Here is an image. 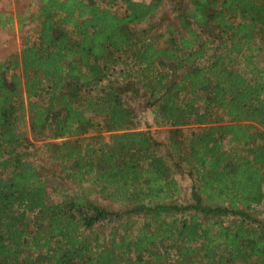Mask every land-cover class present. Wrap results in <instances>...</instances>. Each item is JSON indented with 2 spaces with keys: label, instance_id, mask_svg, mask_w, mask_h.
<instances>
[{
  "label": "trees",
  "instance_id": "16d2710c",
  "mask_svg": "<svg viewBox=\"0 0 264 264\" xmlns=\"http://www.w3.org/2000/svg\"><path fill=\"white\" fill-rule=\"evenodd\" d=\"M35 5L0 8V264H264V0Z\"/></svg>",
  "mask_w": 264,
  "mask_h": 264
},
{
  "label": "rangeland",
  "instance_id": "374dc122",
  "mask_svg": "<svg viewBox=\"0 0 264 264\" xmlns=\"http://www.w3.org/2000/svg\"><path fill=\"white\" fill-rule=\"evenodd\" d=\"M33 11L36 8L35 0H0V8L4 10H9L16 13L19 10L25 11L27 7ZM164 15L166 18L162 19L163 22L160 25V30L165 31L168 25L178 24L177 18H175L174 13L171 12L169 8V3L167 1L164 2L162 8L158 12V16L162 18ZM31 27L28 25L26 28L20 29L18 27L17 21L12 26L0 27V58H4L8 54L13 51H20L22 48V36ZM146 118L151 120L150 114H146ZM161 136L165 135V132H160ZM184 187L188 189L186 185H188V180L186 179L184 182Z\"/></svg>",
  "mask_w": 264,
  "mask_h": 264
}]
</instances>
